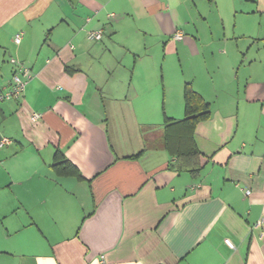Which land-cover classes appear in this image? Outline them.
Returning a JSON list of instances; mask_svg holds the SVG:
<instances>
[{"label":"crops","instance_id":"1","mask_svg":"<svg viewBox=\"0 0 264 264\" xmlns=\"http://www.w3.org/2000/svg\"><path fill=\"white\" fill-rule=\"evenodd\" d=\"M213 1L225 25L219 0H0V92L11 58L33 74L0 101V264H264V0L220 46ZM187 84L194 162L166 147Z\"/></svg>","mask_w":264,"mask_h":264},{"label":"trees","instance_id":"2","mask_svg":"<svg viewBox=\"0 0 264 264\" xmlns=\"http://www.w3.org/2000/svg\"><path fill=\"white\" fill-rule=\"evenodd\" d=\"M184 95L186 103V117L180 122H173L170 118L166 119V147L169 149L171 154L177 156H187L194 162V158H197L199 151L191 141V128L194 127L199 120L209 115L210 104L205 101L190 84L186 85ZM181 123H185L187 126H176ZM54 165L57 168L60 167L64 173H73L77 177H81L79 171L68 159L65 158L61 151L56 152Z\"/></svg>","mask_w":264,"mask_h":264},{"label":"rangeland","instance_id":"3","mask_svg":"<svg viewBox=\"0 0 264 264\" xmlns=\"http://www.w3.org/2000/svg\"><path fill=\"white\" fill-rule=\"evenodd\" d=\"M219 2H221V4L226 8V17L223 19L224 24L221 23V19L214 15V14H210V12H213V8H215L216 3L215 1H213V3L211 5H209V3L206 5V13L210 16V21L213 23V25L215 26V29L217 30V35H215V44L220 46V40L218 39H223V30L221 29L222 26H226V32L229 35L230 32L232 31L231 28H233L234 26H237L239 28L240 27H247V25L245 24H250V26H254V29L256 30L255 32H258V30H260L259 28L262 29V27H258V23H259V16L258 14L255 16H250L248 17L247 15H241V14H236L234 12V9L231 8V3H233V5L235 6L236 9H249V3L247 2H241L240 0H219ZM251 8V7H250ZM264 13V12H263ZM249 19V20H247ZM194 23V22H193ZM245 23V24H243ZM200 25L204 26L205 24L201 23ZM219 33L221 34V37L219 36ZM258 38V37H257ZM255 38V39H257ZM257 41H260L261 43L264 42L263 38H259ZM160 49L159 47L156 48ZM170 58V57H169ZM204 58V57H202ZM176 65L181 66L182 63L181 62H175ZM198 74H203V71H201V69L197 70Z\"/></svg>","mask_w":264,"mask_h":264},{"label":"built area","instance_id":"4","mask_svg":"<svg viewBox=\"0 0 264 264\" xmlns=\"http://www.w3.org/2000/svg\"><path fill=\"white\" fill-rule=\"evenodd\" d=\"M102 37L103 30H95L89 33V38L93 40H100L102 39ZM182 37L183 35L181 33L176 34V38L180 39ZM22 38L23 33L19 32L15 35L14 40L16 43H20L22 41ZM10 61L15 66V70L9 83L0 92V101L20 97L23 94L27 83L33 75L31 70L27 66H25L23 62H20L15 58H11ZM36 117H38V115H36ZM6 141L7 139H3V142ZM249 192L250 190H247V193ZM258 225L262 227V235L264 236V219L259 220ZM226 241L229 246L234 247V243L231 240L227 239Z\"/></svg>","mask_w":264,"mask_h":264}]
</instances>
